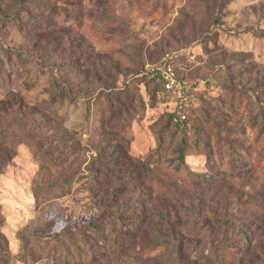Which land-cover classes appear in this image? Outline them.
I'll use <instances>...</instances> for the list:
<instances>
[{"label": "rangeland", "instance_id": "1", "mask_svg": "<svg viewBox=\"0 0 264 264\" xmlns=\"http://www.w3.org/2000/svg\"><path fill=\"white\" fill-rule=\"evenodd\" d=\"M21 1L0 0L7 264H264V0L219 21L220 0ZM167 55L177 90L198 86L186 131L133 80Z\"/></svg>", "mask_w": 264, "mask_h": 264}, {"label": "trees", "instance_id": "2", "mask_svg": "<svg viewBox=\"0 0 264 264\" xmlns=\"http://www.w3.org/2000/svg\"><path fill=\"white\" fill-rule=\"evenodd\" d=\"M226 1L228 0H220L217 3V7H216V17L217 20L219 21L220 18V12L224 6V3H226ZM30 3V0H22L21 4L25 5ZM190 54V53H189ZM189 54H185V55H189ZM191 56V55H190ZM184 58L183 55H178L175 56L173 58H171L170 63L171 65L175 68V72H178V68L181 67V63L180 60H182ZM189 65V64H188ZM133 80L136 82H139L141 84H153L154 90L157 94H162L165 99L168 100H172L173 103H175L176 105V109L174 111H170L168 112V118L170 120V122L172 124H174L175 126L178 127V129H180V131H186L189 130L191 128V122H190V115H192V113L195 110V104H193V101L195 99V93L198 91V86H196V84H190L189 85V89L187 91H184V96L186 97V99L184 101L181 100L180 97L173 95V93H171L169 90L166 89V84H165V80L163 79L162 75L154 72V71H147L146 70V66L144 68H142L134 77ZM183 99V98H182ZM116 114H113L112 118L115 116ZM180 155L178 157V164L173 166V164H169L170 167V171H168V174H172L173 176H175L176 178H181L178 175V172H180L182 170L181 166H185L184 164V152L183 150L180 151ZM132 157H127L125 158V161L127 163V165H129L130 169H134L138 176H141L142 174H149V181L151 182V184H159L161 181L158 177L157 174V168H155V164L151 167V166H147V164L145 163V161L136 159ZM157 166V165H156ZM105 170V177H104V184L106 185L105 187L107 189H109V187L115 182V176L113 171L108 167L105 166L104 167ZM189 175H193L192 172H188ZM171 176V175H170ZM200 178H206V182L211 183V184H220L222 183V185L224 184V181L221 180L219 182H209L210 181V177L207 176H198ZM216 178H218V176H215ZM120 180V179H118ZM198 183H202V181H199ZM111 189V188H110ZM124 192V191H122ZM124 209V208H123ZM124 215L128 214L129 212L122 210ZM99 221V220H98ZM96 222H90L89 226L94 225L93 228L98 229L97 228V224H95ZM9 254L7 251H3V248H0V263L2 264H7L9 262ZM185 264V263H184Z\"/></svg>", "mask_w": 264, "mask_h": 264}, {"label": "built area", "instance_id": "3", "mask_svg": "<svg viewBox=\"0 0 264 264\" xmlns=\"http://www.w3.org/2000/svg\"><path fill=\"white\" fill-rule=\"evenodd\" d=\"M174 56H170L167 55L165 60L162 62V66L159 68V71L161 69L162 72H159L158 70H152L154 72H157L159 74L162 75L163 79L165 80V84H166V89L169 90L171 93H173V95H177L178 97L181 98L182 101H184L186 99V97L184 96V91H182L183 93L180 92V90H177V85H175L174 83V69H172V65L170 63L171 58H173ZM163 68V70H162ZM183 98V99H182Z\"/></svg>", "mask_w": 264, "mask_h": 264}]
</instances>
